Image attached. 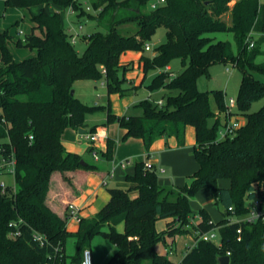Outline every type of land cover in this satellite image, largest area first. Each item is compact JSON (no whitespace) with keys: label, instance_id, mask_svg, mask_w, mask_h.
Returning a JSON list of instances; mask_svg holds the SVG:
<instances>
[{"label":"trees","instance_id":"16d2710c","mask_svg":"<svg viewBox=\"0 0 264 264\" xmlns=\"http://www.w3.org/2000/svg\"><path fill=\"white\" fill-rule=\"evenodd\" d=\"M89 1L92 11L80 0L5 1L6 6L30 10L34 24L17 41L9 29L0 31V148L3 158L16 159L15 184L6 193L0 190V264L53 260L66 264L69 237L77 239L72 262L81 264L83 250L97 234L116 245L104 264H221L220 256L228 251V264H264V222L229 221L231 216L248 212V199L257 195L264 201V105L249 112L252 103L264 97L260 78L264 63L256 60L264 45V2L236 0L231 9L232 0H166L156 9H148L150 0ZM51 4L70 7L79 19L93 18L105 28L88 35L80 54L62 13L52 10ZM34 7L39 10L34 12ZM230 9L231 25L222 19ZM161 26L166 28V41L149 55L145 45ZM217 31L232 32L238 51L229 41H213L208 34ZM250 40H255L254 47H249ZM12 43L37 53L17 60ZM127 50L143 51L146 74L165 68L175 58L181 59L183 69L174 76L157 73L148 84L151 91L169 90L162 105L147 98L139 103L143 114L118 115L109 104L107 122H118L126 130L124 139L142 138L147 151L161 137H174L178 146H184L187 127L193 126L196 143L192 154L198 168L183 186L171 188L159 183L156 168L136 162L134 172L127 175L131 185L109 187L111 198L106 205L95 216L82 218L79 231L71 233L68 216L62 217L47 203L51 178L56 171L98 169L82 162V155L68 151L62 137L68 128L86 127V114L99 106L88 105L71 90L77 80H99L103 75L109 94L133 90L134 86L123 85L129 67L120 63V57ZM217 62H232L243 70L238 111L232 113L244 115L246 122L226 138L218 136L221 117L217 114L227 108L224 90H202L198 85L202 76L210 77V66ZM211 117L217 118L212 129L208 128ZM113 148L114 140L108 139L105 154L109 158ZM65 179L72 183L67 175ZM220 179H229L230 186H220ZM203 188H211L221 206L223 219L219 222L206 208L200 210L197 223L191 221V197ZM159 219L168 220L162 232L157 228ZM122 221L126 223L123 233L116 228ZM240 226L242 239L238 240ZM213 228H217L222 246L199 238L200 232ZM14 230L19 235L11 236ZM34 231L45 234L48 242L35 241ZM188 233L194 234L196 243L180 262L157 250L167 236Z\"/></svg>","mask_w":264,"mask_h":264},{"label":"rangeland","instance_id":"374dc122","mask_svg":"<svg viewBox=\"0 0 264 264\" xmlns=\"http://www.w3.org/2000/svg\"><path fill=\"white\" fill-rule=\"evenodd\" d=\"M82 1L84 7L86 8L90 3L89 0H80ZM236 0H232L230 2V8L232 9ZM264 2V0H261ZM52 10H59L63 15V24L68 29L70 25H72V20H77L75 27H71L72 30H77L79 28V23L83 25V28L80 30V37L75 44L77 51L82 54L87 46V37L89 34L97 31L104 30V26L100 24L97 20L93 18L82 17L77 19V13L73 11L70 7L62 8L51 4ZM150 9V6L147 7ZM231 9L222 15V19L227 23L231 22ZM92 11V10H91ZM96 13V12H94ZM33 21L31 20V11L28 9L20 8V7H12L6 6L5 0H0V30L9 29L11 34L14 36V40L24 39L26 34L31 32V28L33 25ZM123 29V27H121ZM30 30V31H29ZM26 32V33H25ZM212 37L213 41L224 40L229 41L233 44L235 51L237 52V45L235 43L234 35L230 31H217L208 34ZM166 41V28L164 26L159 27L155 33L152 35L148 44L152 47L151 50L146 51L147 54L152 55L155 52V49L160 46L162 43ZM12 52L17 60H23L25 58L35 56L37 51L32 50L28 47H21L15 43L11 44ZM257 62L264 63V45L261 47L259 54L256 58ZM1 63V59H0ZM173 68L167 72L168 75L174 76L179 74L183 69L181 59L175 58L172 61ZM230 70H227V68ZM156 71L158 73L163 72L164 68H159ZM156 74V73H155ZM154 71H150L148 74V79L146 83L152 80L155 76ZM171 76L167 77L166 81L169 82L171 80ZM243 78V70L234 65L232 62L222 63L217 62L210 66V77L202 76L199 79L198 85L202 90H213V89H222L225 92L226 103L229 104V100L231 98L236 100V103L231 106L232 111H238V103L237 98L241 86ZM260 78L264 81V76H260ZM124 86L128 87L127 79L123 83ZM75 89V88H73ZM76 90V89H75ZM169 90L166 88H160L154 91H150L146 85L136 88L135 91L131 90L129 93L121 94V99L126 97H130V95H134L137 98L135 104L131 106L129 114L141 115L144 110L139 105V103L148 98L150 94L151 100L154 102L159 101L160 99H164ZM76 96L81 97L84 102L88 105H95L96 101H99V106L86 114L85 121L86 127L88 128L89 134L79 135L77 138L66 139V144L70 145L72 142L75 145V149L80 150L82 157L85 161H88L92 164H96L102 170L113 169V166L116 167L114 175L117 180L120 182L127 181V175L132 174L134 172V164L139 158H141V154H136L129 156V154H124L123 149L119 148L123 142L127 141L121 136V128L118 122H107V106L109 105V93L107 89V84L105 81V75L99 80L86 79L83 86L78 88ZM122 101V100H121ZM121 106L123 105L120 102ZM264 105V97L254 101L249 109V112H254L259 110ZM229 108L227 107L225 112L217 113L221 117L220 129H223L224 122L227 118ZM240 116V120H243V117ZM102 127H106L109 132L108 135L111 136L114 140V148L112 157L109 158L106 152V139H99L95 142L97 146V154L96 158L93 156V153L88 150V146L92 145L91 135L94 134L92 129L97 128V132L100 131ZM220 129L218 130V136L221 138ZM83 130V129H82ZM95 131V132H96ZM130 138V137H129ZM128 138V139H129ZM161 140H159L160 142ZM195 143V131L193 126H190L188 130L187 136V145L180 149L183 153H186L188 156L187 161H185L178 172H171L170 168L167 167V173H162L159 169L157 170L159 183L166 187L177 188L183 186L185 184L187 174L193 173L198 168V163L195 158L191 154L193 152V146ZM118 151L120 152V156L118 157ZM157 156H159L157 154ZM143 160H148V156L145 154L142 156ZM130 160V161H128ZM127 161V167L122 165V162ZM130 162V163H129ZM2 163V158L0 155V164ZM4 181L8 187H12L15 183L14 174L11 172H6L4 174H0V182ZM221 180L219 184H221ZM126 184V183H125ZM118 186L112 185L111 187ZM121 186V185H119ZM128 185H122L121 187H127ZM258 193V191H256ZM251 203V199L247 200V204ZM191 208L194 217L192 218V223L197 221L199 217V212L202 208H206L212 215L213 220L215 222H219L223 219V215L221 213V206L218 205L215 201L214 192L211 188H203L199 190L195 195L191 197ZM246 214L243 215L245 217ZM167 220L159 219L157 222V228L159 231H164L166 229ZM195 240V236L193 233L188 234H177L175 237H166V241H160L157 244V249L160 250L161 254L167 255L170 259L176 261L177 263L183 258L185 251L189 248L193 241ZM91 246L93 249V259L94 264H104L103 260H106L115 252L114 243L105 235L97 234L91 241ZM66 254L68 260L77 254V241L75 237H69L66 243ZM103 262V263H102ZM145 264H151V261H146Z\"/></svg>","mask_w":264,"mask_h":264},{"label":"crops","instance_id":"0c3cea01","mask_svg":"<svg viewBox=\"0 0 264 264\" xmlns=\"http://www.w3.org/2000/svg\"><path fill=\"white\" fill-rule=\"evenodd\" d=\"M33 10H34V12H37L39 10V7H34ZM77 19H79V18H77ZM76 21L77 20L71 21L72 25H70L68 27L69 32L71 31V27H73V28L75 27L74 25L77 23ZM79 24H81V23H79ZM228 24L229 25L232 24V19H231V22H229ZM32 27H33V25H32ZM10 48H11V46H10ZM11 51H12V48H11ZM146 51H149V50H146ZM146 51H145V53H146ZM142 55H143V51L127 50L124 53H122V55L120 57V63L122 65H128V67H129L128 70L126 71L125 77L127 79V83L129 84L128 87H130V86L135 87L133 89V91H135L136 88H140L144 85L148 86V84L151 82V81H149V83H146V80L148 79V74L150 72L148 74H146L144 71L143 62L141 61ZM0 59H1V51H0ZM0 64H2V59H1ZM170 67L173 68L172 63L170 64ZM173 70H174V68H173ZM153 71H154V74L158 73V71H156V70H153ZM84 82H85V80H77L74 83L73 87L76 89L75 95L77 94L78 88L82 87ZM151 96H152V94H150L148 98L151 99ZM77 97L80 98L84 102V100L81 97H79V96H77ZM108 99H109V104L111 106L112 111L118 115H124V114L130 115L129 111L131 109V106L133 104H135L137 101V98L134 95H130V97H126L124 99H121L120 93L109 94ZM120 102H122V104H123L122 106H121ZM95 105H99V101H96ZM241 116H243V115H241ZM245 122H246V118L243 117L242 123L244 124ZM120 128H121L120 134H121V136H124V134L126 133V130L122 127H120ZM189 128H190V126H188L187 130H186V144L184 146H178L177 140L174 137H161V138L157 139L154 142V144L151 146V149L149 151H147L142 138L130 137L129 139H127V141H125L121 145H119V148L124 150L123 155L129 154V156H132V155H136V154H141V158H139V160H137L136 162L143 161L146 163L147 161H150L153 163L154 168H156L157 170L159 169L161 171V168H164L165 171H163V172L161 171L162 173H167V167L170 168L172 173L178 172L179 169L181 168L182 164L185 161L188 162L187 158H188V156H190L186 153H183L180 150L187 145V136H188ZM82 129H84V130H81V128H79V129L68 128L64 132L62 139H63V143H64V145L68 151L75 152V153L82 155L80 153V150L75 149V145L72 142L70 143V145H67L66 141H65L66 139H73L75 137L77 138L79 135L81 136L83 134H89L90 135L87 127H84ZM194 131H195V128H194ZM94 133L97 135V139L92 140V145L88 146V148H89L88 150L93 148V150H90L93 153V156H95V153H98L96 150L97 146L95 145V142L97 140L106 139V146H108V139H113V138H111V136L108 135L109 132L107 131L106 127H102L100 129V131H98V132L96 131ZM159 140H161V141L159 142ZM195 143H196V132H195ZM106 149H107V147H106ZM118 153H119L118 154V157H119L121 154L119 151H118ZM145 154L148 156V160L142 159L143 158L142 156H144ZM157 154L159 156H157ZM0 155H1V158L3 159V154L1 152V148H0ZM84 161H85V159H84ZM128 161H130V160H128ZM136 162H135V164H136ZM135 164H134V167H135ZM126 167H127V165H126ZM115 169H116V167L113 166V169L111 168L109 170H102L98 166V169H96V170L77 169V170L68 171L65 174L62 173L61 171H56L53 173L52 178H51L50 190L48 192L47 203L50 205V207L55 212H57L62 217L68 216L67 228L71 233H77L79 231L80 221H78L75 217L71 216L70 208H69L70 203H74L78 207L81 218H91V217L95 216L106 205V203L110 200L111 195L109 192V187H111L112 185H118V186L119 185H121V186L122 185L130 186L131 185L128 181H126L125 182L126 184H125L124 182L122 183L119 180H117L115 178V175H114ZM4 173H6V172H4ZM191 174L192 173H190V172H189V174H187V176H186L187 180H188V176ZM65 175H67L71 179L72 183H69L65 179ZM220 180L222 183L219 185L222 187H229L231 184L229 179H220ZM104 181H106V184L104 183ZM186 181H185V183H186ZM199 220H200V215L197 218V221H199ZM197 221L195 223H197ZM167 222H168V220H167ZM166 227H167V224H166ZM116 228L121 233L125 232V229H126L125 221L120 222ZM104 230L108 231L109 230L108 226H105ZM195 243H196V239L193 241V244H191L189 246V248H191L193 245H195ZM90 247L92 249L91 245H90ZM115 248H116V245H115ZM189 248L185 251V253L189 250ZM92 251H93V249H92ZM115 251H116V249H115ZM158 251L160 252V250H158ZM185 253H184V255H185ZM111 256H109V258ZM109 258H107L106 260H103V262L105 263ZM66 264H73L72 257L69 260L67 258Z\"/></svg>","mask_w":264,"mask_h":264},{"label":"built area","instance_id":"2783aa9c","mask_svg":"<svg viewBox=\"0 0 264 264\" xmlns=\"http://www.w3.org/2000/svg\"><path fill=\"white\" fill-rule=\"evenodd\" d=\"M166 0H150L149 2V6L151 9H156L158 6L162 5L163 3H165ZM88 10H92L91 5L89 4L87 6ZM96 12V11H95ZM97 13V12H96ZM83 28L82 24H79V28H77V30H72L71 29V42L73 44H76L80 35V30ZM250 38H248L249 40ZM256 44L255 40H250V44L249 47H254ZM145 49L146 50H151L152 47L147 43L145 45ZM171 67L170 65H167L164 68V71H170ZM227 70H230V68L228 67ZM105 71V69H104ZM158 104L162 105L163 104V99H160L159 101H157ZM236 103V100L231 98L229 100V104H227V107L229 108L228 113H227V118L223 124L224 128L220 129V133H221V138H226L229 135H233L235 133V131L241 127L243 125L242 120H240V116L241 114H236V113H232V107L234 104ZM91 139L95 140L97 139V135L94 133L91 135ZM95 157L97 158L98 155L97 153H95ZM128 164L127 161L122 162V165L125 167ZM146 168L148 169H153L154 165L152 162L147 161L145 163ZM15 166H16V159L14 157H12L11 159L7 160L5 158L2 159V163L0 164V174H3L4 172H11L14 173L15 172ZM161 171H165L164 168H161ZM104 183L106 184V181H104ZM8 186L6 185V183L4 181L0 182V190L2 193H6ZM249 209L248 212L246 213V216L243 217V215H234L231 216L229 221L230 222H248V223H256V222H264V201L259 198L257 195L251 199V203L248 205ZM70 213L72 217H75L78 221H81V216L78 210V207L74 204V203H70ZM232 209V208H231ZM10 226H13V223H10ZM16 226V225H15ZM242 230L243 228L240 226L237 229V239L241 240L242 239ZM19 231H12L10 232L11 236H17L19 235ZM199 238L206 240V241H213L215 242L217 245L222 246V238L219 235L217 228H213L209 231H205V232H200L199 234ZM33 239L39 243H41L42 245H45L48 242V238L46 237L45 234L41 233L40 231H34L33 232ZM231 252L228 251L227 255L230 256ZM45 264H61L56 260H53L51 262H47ZM81 264H94V259H93V251L91 249V247H87L83 250V254H82V259H81Z\"/></svg>","mask_w":264,"mask_h":264},{"label":"water","instance_id":"95a60500","mask_svg":"<svg viewBox=\"0 0 264 264\" xmlns=\"http://www.w3.org/2000/svg\"><path fill=\"white\" fill-rule=\"evenodd\" d=\"M71 94H75V89L71 90ZM216 122H217L216 117L209 118L208 119V128H210V129L214 128L216 125ZM81 130H82V128H81ZM82 162L85 163L84 159H82ZM219 260H220L221 264H228L230 262V256L229 255H222V256H220Z\"/></svg>","mask_w":264,"mask_h":264}]
</instances>
